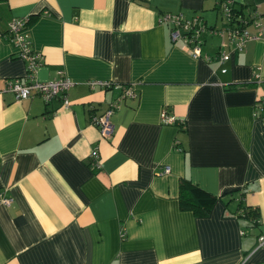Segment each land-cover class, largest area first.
<instances>
[{"label": "crops", "instance_id": "crops-1", "mask_svg": "<svg viewBox=\"0 0 264 264\" xmlns=\"http://www.w3.org/2000/svg\"><path fill=\"white\" fill-rule=\"evenodd\" d=\"M222 1L264 17V0H0V264H264V40L219 63L206 37V62L158 22L222 27ZM22 17L36 80L62 71L67 106L5 90L26 73L5 37ZM118 100L104 138L90 119ZM163 110L183 126L162 124ZM184 178L217 198L207 216L180 208Z\"/></svg>", "mask_w": 264, "mask_h": 264}, {"label": "built area", "instance_id": "built-area-1", "mask_svg": "<svg viewBox=\"0 0 264 264\" xmlns=\"http://www.w3.org/2000/svg\"><path fill=\"white\" fill-rule=\"evenodd\" d=\"M219 9L224 20L222 27L207 26L199 16L186 18L182 14L171 13L159 16L158 22L169 27V38L172 43H183L185 50L192 57H202L206 62H209L210 57L203 56L201 52V46L206 37L219 38L220 44L216 58L219 63L226 62L234 53L242 52L248 42L264 40V17L262 15L255 12L249 13V15L237 14L233 10L231 3L225 1L220 3ZM29 22V17H22L12 18L7 24V39L18 49L17 55L24 61L26 73L23 78L7 81L5 90L12 92L16 101L38 96L45 105L50 104L55 99H61L62 105L67 106L66 95L72 86V82L62 71L58 73L57 79L51 81L39 82L34 76L41 64V59L31 46V40L27 33ZM221 72H226V69H222ZM255 77H257L256 74ZM98 84L102 87H110L108 82H98ZM122 98L135 99L136 94L129 88L123 93ZM119 106L120 102L118 100L110 104L101 115H93L91 117V125L97 128L102 137L110 138L113 135L114 125L111 118ZM254 116L264 124V95L255 101ZM161 123L177 127L183 126V122L166 110L161 112ZM91 157L92 166L94 168L99 167V158L95 151L91 154ZM168 173L169 168L165 167L162 174ZM10 202L11 199H0V203L5 206H8ZM260 245L264 246V238L260 239Z\"/></svg>", "mask_w": 264, "mask_h": 264}, {"label": "trees", "instance_id": "trees-1", "mask_svg": "<svg viewBox=\"0 0 264 264\" xmlns=\"http://www.w3.org/2000/svg\"><path fill=\"white\" fill-rule=\"evenodd\" d=\"M237 14L242 15L241 10L233 9ZM31 21V20H30ZM8 31L5 37L7 38ZM255 107V105H254ZM216 197L205 192L198 186L192 184L188 179H182L179 186V205L182 210L191 211L197 217H205L209 214ZM259 213L251 208L244 210L242 218L253 221Z\"/></svg>", "mask_w": 264, "mask_h": 264}]
</instances>
